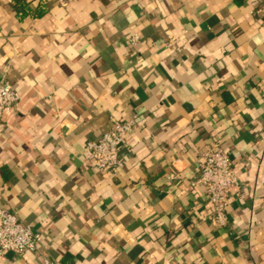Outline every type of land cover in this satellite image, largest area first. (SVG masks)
Masks as SVG:
<instances>
[{
  "label": "crops",
  "instance_id": "crops-1",
  "mask_svg": "<svg viewBox=\"0 0 264 264\" xmlns=\"http://www.w3.org/2000/svg\"><path fill=\"white\" fill-rule=\"evenodd\" d=\"M23 1L0 0V78L20 93L0 207L43 238L0 264H264V0ZM118 119L134 128L113 175L85 146ZM213 141L238 174L223 226L193 184Z\"/></svg>",
  "mask_w": 264,
  "mask_h": 264
},
{
  "label": "built area",
  "instance_id": "built-area-1",
  "mask_svg": "<svg viewBox=\"0 0 264 264\" xmlns=\"http://www.w3.org/2000/svg\"><path fill=\"white\" fill-rule=\"evenodd\" d=\"M62 5L67 0H58ZM139 40L135 34L132 43ZM20 99L19 91L4 77L0 78V130L4 127V115L16 108ZM134 128V120L118 119L110 129L98 139L89 141L85 146L86 157L102 172L118 175L125 166L123 149L130 150L129 136ZM200 185L211 202L212 221L215 225L227 223V206L232 189L238 184L236 166L229 152L220 142H211L201 154L199 175L193 182ZM42 233L24 222L15 211L0 207V253L14 252L22 254L28 251L38 252ZM46 264H61L57 260L45 258Z\"/></svg>",
  "mask_w": 264,
  "mask_h": 264
},
{
  "label": "trees",
  "instance_id": "trees-1",
  "mask_svg": "<svg viewBox=\"0 0 264 264\" xmlns=\"http://www.w3.org/2000/svg\"><path fill=\"white\" fill-rule=\"evenodd\" d=\"M16 8L21 16L26 15L30 11L29 5L23 0H16ZM43 12L44 7H38L36 15H41Z\"/></svg>",
  "mask_w": 264,
  "mask_h": 264
}]
</instances>
